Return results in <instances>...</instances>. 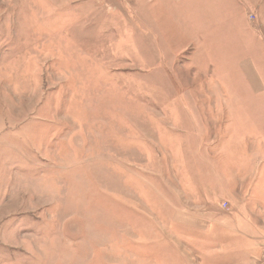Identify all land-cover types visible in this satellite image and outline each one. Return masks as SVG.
<instances>
[{
    "label": "rangeland",
    "instance_id": "374dc122",
    "mask_svg": "<svg viewBox=\"0 0 264 264\" xmlns=\"http://www.w3.org/2000/svg\"><path fill=\"white\" fill-rule=\"evenodd\" d=\"M75 1L0 0V264H248L223 228L242 207L257 214L244 204L257 185L240 183L264 180V110L240 100H264V44L169 41L167 64L146 72ZM210 2L218 31L260 28L256 4ZM173 128L184 152L160 148ZM193 180L214 195L192 199ZM173 216L187 224L168 226ZM257 255L249 263L264 264V246Z\"/></svg>",
    "mask_w": 264,
    "mask_h": 264
},
{
    "label": "crops",
    "instance_id": "0c3cea01",
    "mask_svg": "<svg viewBox=\"0 0 264 264\" xmlns=\"http://www.w3.org/2000/svg\"><path fill=\"white\" fill-rule=\"evenodd\" d=\"M224 1L226 2V0ZM245 2L247 3V5L251 3L256 4L257 6L255 14L256 19L260 23V28H254V26L250 24L255 31V34L253 36L249 35L248 33L243 34L242 31L241 34L237 33L238 30H240L238 28L239 26L237 25H235L234 27H225L224 29L218 31V29L215 28V25L217 24L216 14L211 13V10L208 11V9H204L215 8H212L213 3L210 2V5L206 7L203 5L206 4L205 2L201 4L202 0H76L74 3L78 5L79 8L86 9L88 11L86 14H84L86 15V19L88 20L87 24L97 23L99 27L103 24L111 26L104 30V33L102 32V37L110 36L114 38V41L118 39L117 41L120 43H129L127 47L130 49H135L137 56H144L145 71L152 72L155 70L156 66H158L157 64L161 63V66L167 64L166 62L168 61L166 60V57L169 56V51H171L170 45L167 44L169 41H193V43H189L186 47L183 45L180 47V51L183 52L186 49L195 50L197 48L196 50H198L201 46H205V48L210 49L212 47L211 43H205L204 41H202L208 38L209 40H224V42L226 43H232L234 40H236L237 37H239L240 39H243L244 37L246 40H258L263 45L264 0H245ZM199 8L203 9V16L202 14H200L201 9ZM247 20H249V18ZM170 34L173 35L171 40L169 38ZM185 34L188 35L189 38H186ZM191 36L194 38H192ZM194 41H196V43ZM225 45L226 49L231 46L224 44V47ZM173 51H175V55H177L176 53H178L179 50L174 49ZM227 54L229 53L227 52ZM158 55H161V61L158 60ZM246 71L250 75V77H255L257 78L256 80H258V77H256L257 71L252 65L247 67ZM253 85L255 87H262V83L260 81L253 82ZM227 99L228 98H223L221 102L216 100L215 102L219 104H230L234 106L237 105V103L239 104V102L241 101V104L243 105H250L249 110L245 108L243 112H248L252 115L254 111L264 110L260 107L261 105H264V100L262 102H259L258 100L253 99L248 100V102H244L241 99L240 101L234 100L233 102H229ZM179 104V100H177V105ZM234 112L235 110L231 109L230 114H233ZM176 115L178 117V114ZM3 122L4 120L1 117V128L3 127ZM163 134L164 135H162L161 137L160 147L163 152H184L185 144L181 138L187 137L184 131L173 128V130L170 131V134H166V132H164ZM199 147V144L196 145V151H199ZM0 148H3V135H0ZM192 183V199L207 201L209 200L208 196L211 197V195H214L212 192L206 191L204 187L202 188V186H200V180H193ZM233 183V181L225 180L226 189L224 195L229 194L228 185H232ZM240 184L252 186L255 184L257 185L255 191L248 192L244 196V204H256L255 210L257 214L253 215L264 218V180H242ZM181 194L185 196L184 192H182ZM227 197L229 196H225L223 198ZM200 209H203L204 211L203 206L198 208L197 210L201 214H199L197 217L195 216L196 218L205 217L204 212H201ZM178 211L179 210H177V213ZM253 215L250 214L249 210L245 207L241 208L240 214L237 212H230L226 215L229 222L226 223L223 228L225 231L223 238L229 239L230 236H233V234L236 235L234 237H239V239L241 240L240 244L243 247V249H241L242 257H247L248 264H251L249 262L252 256H258V249L260 250L262 246H264V224H258L256 222L257 224L254 225V220L252 219ZM199 219H196L195 223H189L193 225L198 231L205 230L206 225H204V223L206 222V220L202 221L201 219ZM212 222L217 224L216 221L210 220L208 224L212 226ZM167 224H169L168 226L176 224L178 226V224L184 225L187 223L183 220L174 219L173 216V220L167 222ZM217 226H219V224ZM219 228H221V226ZM219 246H221L220 243L219 245H216V247L218 248ZM210 247H213V244H210Z\"/></svg>",
    "mask_w": 264,
    "mask_h": 264
},
{
    "label": "built area",
    "instance_id": "2783aa9c",
    "mask_svg": "<svg viewBox=\"0 0 264 264\" xmlns=\"http://www.w3.org/2000/svg\"><path fill=\"white\" fill-rule=\"evenodd\" d=\"M262 262L264 263V258H263V261Z\"/></svg>",
    "mask_w": 264,
    "mask_h": 264
}]
</instances>
